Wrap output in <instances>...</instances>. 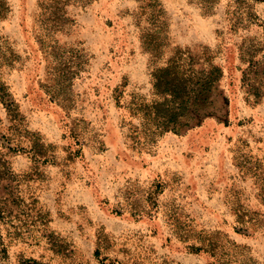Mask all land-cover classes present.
I'll return each instance as SVG.
<instances>
[{
    "label": "rangeland",
    "instance_id": "374dc122",
    "mask_svg": "<svg viewBox=\"0 0 264 264\" xmlns=\"http://www.w3.org/2000/svg\"><path fill=\"white\" fill-rule=\"evenodd\" d=\"M7 2L0 38L19 58L0 73L25 150L2 145L0 101V264H264V0ZM155 41L156 65L208 48L224 78L201 124L137 150L116 89L156 99Z\"/></svg>",
    "mask_w": 264,
    "mask_h": 264
},
{
    "label": "trees",
    "instance_id": "16d2710c",
    "mask_svg": "<svg viewBox=\"0 0 264 264\" xmlns=\"http://www.w3.org/2000/svg\"><path fill=\"white\" fill-rule=\"evenodd\" d=\"M10 12L7 0H0V21L6 19ZM153 41V40H152ZM43 44V41L41 40ZM146 47L152 53L155 60V68L152 71L153 89L156 99L151 101L132 100L124 104L122 98L124 90L121 87L116 89V100L119 107H123L128 111V117L123 118L122 127H128V139L132 142L134 149H140L141 146L152 145L158 139L169 132L181 134L184 130L192 129L199 125L203 120L212 114V108L215 105V92L218 90L224 72L222 68L215 64L213 52L206 48L201 56L194 55L190 50L175 49L172 57L165 65H156L158 59L162 56L163 44L155 42H146ZM19 58L18 54L11 47L9 42L0 38V71L3 68L11 66ZM75 64H73L74 68ZM82 65L76 64L75 71H70L71 77L67 75V80L72 82L73 75L78 74L82 69ZM251 70L245 75V83L252 86ZM253 88V86H252ZM0 101L8 112V117L12 125L8 128V133L2 136V145L10 150L18 149L11 144L10 137L21 132L22 127L19 124L20 113L18 104L13 98L12 93L6 84L2 81L0 73ZM124 104V105H123ZM65 107L67 105H64ZM140 121L138 124L135 121ZM15 141V139H13ZM7 141V142H5ZM80 152V151H79ZM36 155H39L36 153ZM52 161L51 157L46 158ZM11 173L2 164L0 160V184L7 177L10 178ZM7 200L0 199V248L4 249L1 225L7 218L6 210L3 208ZM264 202V198H263ZM237 222L242 226L252 223L253 219H249L248 212L237 211ZM250 226V225H249ZM244 227L240 230L249 231ZM194 252H201L203 247H191ZM213 252L216 249L213 247ZM5 251V249H4ZM207 252H209L207 250ZM100 250L96 252L99 256ZM20 264H45L35 259H24Z\"/></svg>",
    "mask_w": 264,
    "mask_h": 264
}]
</instances>
